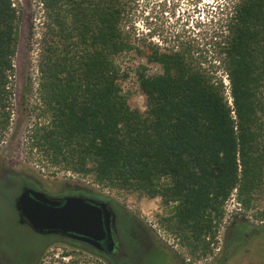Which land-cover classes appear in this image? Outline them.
<instances>
[{
	"label": "trees",
	"instance_id": "obj_1",
	"mask_svg": "<svg viewBox=\"0 0 264 264\" xmlns=\"http://www.w3.org/2000/svg\"><path fill=\"white\" fill-rule=\"evenodd\" d=\"M39 2L46 20L37 91L46 118L33 125L31 149L99 185L159 197L168 210L160 223L191 258L213 253L234 189L240 213L264 229V0H229L221 25L215 47L232 104L223 84L184 52L156 49L148 58L162 71L138 76L144 108L130 103L114 63L130 48L122 0ZM20 17L13 0H0V136L11 118ZM251 225L233 224V234Z\"/></svg>",
	"mask_w": 264,
	"mask_h": 264
},
{
	"label": "rangeland",
	"instance_id": "obj_2",
	"mask_svg": "<svg viewBox=\"0 0 264 264\" xmlns=\"http://www.w3.org/2000/svg\"><path fill=\"white\" fill-rule=\"evenodd\" d=\"M20 11L19 39L13 60L12 95L8 127L0 136V260L3 264H33V255L38 252L46 237L25 224H21L15 209L17 196L22 192L25 177H33L51 193L78 192L86 196L100 197V193L121 203L134 212L154 234L171 246L175 262L165 256H156L154 251L144 254L137 264H264V229L250 212H244L237 196L223 205V217L216 231L212 254L191 258L180 244L179 238L170 233L159 221L167 214V207L160 198L139 197L133 192L120 191L95 183L89 175H82L60 166L50 165L36 149H31L29 135L36 121L43 122L41 103L38 98V59L41 37L45 31V16L39 0H13ZM124 10L121 30L129 41L130 48L114 56L119 66L120 82L130 95L133 106L144 108V97L139 88V72L160 73L162 65L150 61L152 50L182 51L192 65L200 67L221 82L229 92V80L218 58L215 47L222 38L229 0H122ZM30 82V85L28 84ZM30 86L26 89L25 86ZM24 176V177H23ZM74 186H84L88 189ZM74 189V190H73ZM238 201V202H237ZM238 214L235 218L234 214ZM252 224V231L245 229L240 237L235 236L233 224ZM244 231V230H243ZM231 234V237H229ZM227 246V248H226ZM63 245H54L49 251L51 258L45 264L68 263L77 258L85 264H97L88 253L60 258ZM226 248V249H225ZM225 251V253H224ZM53 252V253H51ZM184 258V261H181Z\"/></svg>",
	"mask_w": 264,
	"mask_h": 264
},
{
	"label": "flooded vegetation",
	"instance_id": "obj_3",
	"mask_svg": "<svg viewBox=\"0 0 264 264\" xmlns=\"http://www.w3.org/2000/svg\"><path fill=\"white\" fill-rule=\"evenodd\" d=\"M25 179L27 182L23 185V189L31 188L42 191L47 198L59 201V205H62L65 197L69 195L82 196L86 201L96 204L101 209L100 214L103 226V232L98 231L96 233L97 237L92 241L63 231L39 232L31 227L26 217L20 216L15 206L20 223L30 227L33 232L46 237L40 250L33 255V264L47 263L49 260L46 258L48 256L49 258L52 257L49 251H52L53 246L57 244L65 247L61 250L60 258L70 257L74 254L80 256L83 255L82 253H88L95 258L97 264H137L144 254L150 251H154L156 256L167 257L170 262L174 261L171 246H168L161 238H158L150 226L148 227L134 212L125 208L123 204L100 192H98L100 194L99 198L73 191L64 194L51 193L33 177H25ZM74 188L88 189L84 186H74ZM101 203H105V206H101Z\"/></svg>",
	"mask_w": 264,
	"mask_h": 264
},
{
	"label": "water",
	"instance_id": "obj_4",
	"mask_svg": "<svg viewBox=\"0 0 264 264\" xmlns=\"http://www.w3.org/2000/svg\"><path fill=\"white\" fill-rule=\"evenodd\" d=\"M15 206L20 216L26 217L39 232L63 231L91 241L98 231L103 232L100 207L82 196H66L59 205V201L47 198L44 192L27 188L18 195Z\"/></svg>",
	"mask_w": 264,
	"mask_h": 264
},
{
	"label": "built area",
	"instance_id": "obj_5",
	"mask_svg": "<svg viewBox=\"0 0 264 264\" xmlns=\"http://www.w3.org/2000/svg\"><path fill=\"white\" fill-rule=\"evenodd\" d=\"M229 83V82H228ZM226 93V90H225ZM226 95V94H225ZM226 99L228 101L229 104H232V97L230 95V90L227 93ZM236 196V189L233 190V192L229 195V197L225 200V203H227L229 200H234V197ZM238 202V201H237ZM66 260H68V257L64 258Z\"/></svg>",
	"mask_w": 264,
	"mask_h": 264
}]
</instances>
